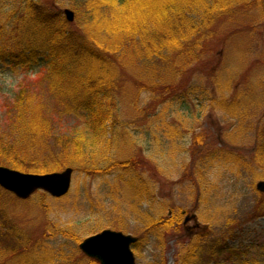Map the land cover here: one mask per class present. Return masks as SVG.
<instances>
[{"label":"rangeland","instance_id":"rangeland-1","mask_svg":"<svg viewBox=\"0 0 264 264\" xmlns=\"http://www.w3.org/2000/svg\"><path fill=\"white\" fill-rule=\"evenodd\" d=\"M47 1L66 18L64 10H74L72 2L88 0ZM95 1L124 5L123 0ZM130 3L139 12L146 0ZM244 7L239 10L264 12V5ZM72 26L77 28L75 22ZM262 26L264 34V22ZM263 34L240 31L228 41V60L217 75L222 88L209 77L225 60L222 41L210 61L196 64L184 76L185 87L171 95L174 99L139 90L131 78L128 88L116 95L115 115L97 134L82 111L68 113L51 90L50 66L0 69V135L10 132L7 110L25 88L59 136L39 141L48 148L37 172L73 168L70 189L59 198L37 191L22 200L0 187V264H30L28 258L37 253L41 258L53 254L57 263L83 264L87 256L79 242L107 228L140 238L133 246L135 264H264V214L256 213L264 209V193L256 188L264 180V168L253 152L257 127H264V103L237 115L219 103L224 96L232 100L249 76L264 73ZM238 70L228 86L225 82ZM76 135L85 152L70 158L64 149L73 150ZM143 185L148 194L140 191ZM160 214L177 217L182 225L161 231V237L150 232L149 220Z\"/></svg>","mask_w":264,"mask_h":264},{"label":"trees","instance_id":"trees-1","mask_svg":"<svg viewBox=\"0 0 264 264\" xmlns=\"http://www.w3.org/2000/svg\"><path fill=\"white\" fill-rule=\"evenodd\" d=\"M122 2L125 6L108 7L110 4L95 0L72 2L77 16L69 22L47 0H0V69L41 63L50 66L51 90L57 91L68 113L82 111L88 117L87 126L97 134V129L105 131L107 121L115 115L116 95L124 87L128 88L131 78L139 90L149 91L161 100L174 99L171 95L180 94L185 87L184 76L196 64L210 61L215 45L222 41L226 46L225 60L215 73L209 74L210 80L222 88L217 75L228 60V41L240 31L263 34L264 12L253 15L249 14L250 10L239 9L251 5L261 9L264 0H146L139 12L132 10L135 5L130 0ZM80 13L83 17H78ZM259 40L264 41V36ZM57 54L65 57L59 59ZM260 67L264 70L263 65ZM239 70L231 81L225 82L228 86ZM258 76L254 79L249 76L232 100L225 96L220 99V107L237 115L251 105L263 104L264 73ZM186 90L194 91L189 86ZM32 99L21 88L13 106L7 110L11 127L9 133L0 135V164L37 172L43 168L41 154L48 148L39 141L57 139L58 133L45 120L39 110L41 105H33ZM241 106L247 108L240 109ZM74 142L72 151L64 149V155L70 158L85 152L79 136H73ZM253 152L257 165L264 168L262 126L257 127ZM147 187L143 185L140 191L148 194ZM256 211L257 216L264 214V209ZM149 221L147 228L160 237L161 231L175 230L182 225L181 219L169 214H160ZM34 255L28 258V263L71 264L54 262L53 254L43 258L39 253ZM83 264L100 263L86 257Z\"/></svg>","mask_w":264,"mask_h":264},{"label":"water","instance_id":"water-1","mask_svg":"<svg viewBox=\"0 0 264 264\" xmlns=\"http://www.w3.org/2000/svg\"><path fill=\"white\" fill-rule=\"evenodd\" d=\"M69 21L74 18L71 9H65ZM73 168L47 173L23 172L0 165V186L14 193L21 199L28 198L36 190H44L54 197L65 195L71 186ZM256 188L264 192V180L256 183ZM138 238L131 234L113 229L84 238L79 248L89 257L99 260L101 264H135V255L131 248Z\"/></svg>","mask_w":264,"mask_h":264}]
</instances>
